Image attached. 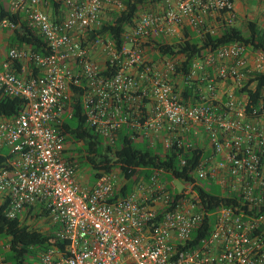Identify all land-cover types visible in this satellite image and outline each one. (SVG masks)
I'll return each mask as SVG.
<instances>
[{
  "label": "built area",
  "instance_id": "obj_1",
  "mask_svg": "<svg viewBox=\"0 0 264 264\" xmlns=\"http://www.w3.org/2000/svg\"><path fill=\"white\" fill-rule=\"evenodd\" d=\"M237 1L244 2L162 0L139 13L118 47L99 32L107 14L124 10L122 0H10L12 13L24 14L48 42L46 55L10 47L0 58V98L26 101L16 118L0 117V199L11 219L45 208L67 242L39 264H264V91L237 94L249 82L256 91L264 52L253 53L252 66L247 46H223L179 71L177 60L148 47L183 39L189 28L216 35L223 21L235 22ZM18 27L0 20V31ZM74 87L83 90L87 123L105 141L115 144L130 128L154 149L189 153L198 158L194 180L155 173L118 196L124 185L114 172L85 187L62 129ZM205 182L237 201L208 211ZM207 216L212 232L193 244ZM0 264H7L1 251Z\"/></svg>",
  "mask_w": 264,
  "mask_h": 264
},
{
  "label": "trees",
  "instance_id": "obj_2",
  "mask_svg": "<svg viewBox=\"0 0 264 264\" xmlns=\"http://www.w3.org/2000/svg\"><path fill=\"white\" fill-rule=\"evenodd\" d=\"M125 8L121 12H110L104 21L99 34L109 35L121 46L127 29L135 24L140 12L153 11L156 5L162 0H122ZM58 7L55 5V8ZM10 19L19 27L13 31L11 47H29L34 52L46 55L48 53L47 40L25 19L24 14H13L8 0H0V20ZM216 35L207 34L200 37L197 31L186 29L185 37L176 39L173 43H167L165 39L151 40L148 45L150 52H158L159 56L169 60H177V68H192L196 61L203 60L210 51L232 44H242L253 52H264V28L256 21H248L245 27L226 23L223 21ZM95 34H91L94 38ZM151 55V58L158 60L160 57ZM21 72V66H17ZM109 73L114 72V67L107 64ZM35 74L38 71L33 69ZM107 73V72H106ZM259 84L256 91L251 88L249 82L237 94H244L257 98L264 91V75L258 77ZM188 93H193L187 88ZM83 90L73 88V97L69 106L62 129L67 135V143L73 144L74 149L70 150L69 161L78 168L77 161L90 166L95 173L97 182L103 175L120 171L126 179V184L117 190L118 196H124L132 191V183L139 178H150L155 173L166 174L169 181L184 179L187 182L193 181V170L198 159H191L189 153L173 149L164 152L161 148L154 149L146 140L133 138V131L125 128L115 144H109L101 137L95 129L87 123L84 115L85 110L82 104ZM26 107V101L22 98L1 97L0 117L16 118ZM73 117L70 118V115ZM137 143H144L145 147H139ZM4 158L0 157V168L3 166ZM187 164L183 165V161ZM207 210L212 212L222 206L235 204L236 199L221 196V194L206 193L201 190ZM9 204L0 199V251L5 257L7 264H27L31 258L41 261L44 252L59 248L66 250L67 242L60 239L58 233L61 227L53 224L49 213L45 208L38 206L32 208L25 215L16 219L8 216ZM264 213V210H263ZM24 216V217H23ZM45 223L46 229L39 225ZM213 229V217L207 216L203 225L193 234V244L199 242L203 237L211 234Z\"/></svg>",
  "mask_w": 264,
  "mask_h": 264
},
{
  "label": "rangeland",
  "instance_id": "obj_3",
  "mask_svg": "<svg viewBox=\"0 0 264 264\" xmlns=\"http://www.w3.org/2000/svg\"><path fill=\"white\" fill-rule=\"evenodd\" d=\"M8 5H10V0H8ZM235 22L234 24L239 27H245L248 21H256L258 22L262 28H264V0H244L243 3H240V12L236 14ZM109 14H107L105 17L108 18ZM181 40L180 38H177ZM176 39L171 40L169 43H173ZM252 51V50H251ZM253 52V51H252ZM222 93H224V90L222 89ZM139 147H145L144 143H137ZM70 150H73L75 147L73 144H69ZM78 165V172L79 177L81 181H84L89 177L91 182H95V173L94 170L88 166L84 165L80 160L77 161ZM118 175V187H122L126 184V179L122 175L120 171H116ZM176 185L182 189L184 187L183 183L181 181H175ZM132 185V184H131ZM205 187L216 194H222L223 191L220 188L215 187L210 182L204 183ZM41 228L46 229L47 225L45 223H42L39 225ZM27 264H38L37 260L34 258H31Z\"/></svg>",
  "mask_w": 264,
  "mask_h": 264
},
{
  "label": "crops",
  "instance_id": "obj_4",
  "mask_svg": "<svg viewBox=\"0 0 264 264\" xmlns=\"http://www.w3.org/2000/svg\"><path fill=\"white\" fill-rule=\"evenodd\" d=\"M58 8V7H56ZM236 8H237V13L240 12V3L237 1V5H236ZM52 11V10H50ZM13 31L12 30H4V31H0V58L4 59L6 57V54L8 52V50L10 49L11 45H10V42H11V37L13 35L12 33ZM254 52H252L250 50V61H251V64L252 66L254 65ZM226 89V88H225ZM80 179V177H79ZM80 182L85 186V187H88V188H93L96 184V181L95 182H91V180L89 179V177L87 179H85L84 181H81ZM3 245V243L1 242L0 243V246Z\"/></svg>",
  "mask_w": 264,
  "mask_h": 264
}]
</instances>
